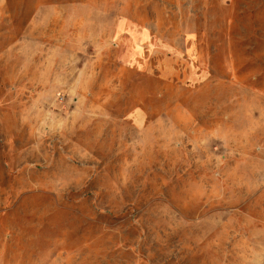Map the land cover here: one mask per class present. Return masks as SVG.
<instances>
[{
	"label": "rangeland",
	"instance_id": "rangeland-1",
	"mask_svg": "<svg viewBox=\"0 0 264 264\" xmlns=\"http://www.w3.org/2000/svg\"><path fill=\"white\" fill-rule=\"evenodd\" d=\"M0 264H264V0H0Z\"/></svg>",
	"mask_w": 264,
	"mask_h": 264
}]
</instances>
